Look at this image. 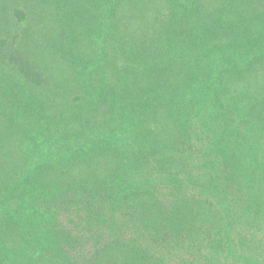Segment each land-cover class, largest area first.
Returning <instances> with one entry per match:
<instances>
[{
  "label": "trees",
  "instance_id": "trees-1",
  "mask_svg": "<svg viewBox=\"0 0 264 264\" xmlns=\"http://www.w3.org/2000/svg\"><path fill=\"white\" fill-rule=\"evenodd\" d=\"M110 8L103 30L83 34L91 54L68 52L76 75L67 112L25 137L32 161L0 165V264H83L87 246L92 264H160L147 241L206 244L193 264H261L244 250L246 230L264 223V0ZM235 15L247 35L221 28ZM121 28L157 37L125 44ZM17 83L0 78L18 95ZM166 180L167 202L157 190ZM64 197L76 207L73 228L59 226Z\"/></svg>",
  "mask_w": 264,
  "mask_h": 264
},
{
  "label": "rangeland",
  "instance_id": "rangeland-1",
  "mask_svg": "<svg viewBox=\"0 0 264 264\" xmlns=\"http://www.w3.org/2000/svg\"><path fill=\"white\" fill-rule=\"evenodd\" d=\"M112 2L114 0H0V78H13L14 82H18L19 90L17 95L0 84V165L5 166L12 160L17 163L21 160L25 163L32 161L36 146L33 144V148L28 150L25 137L33 127L44 128L46 117L67 112V105L74 94L72 85L76 75L73 66H70L68 52H72L74 48L82 59L87 58V53L91 54L90 42L84 43L83 34L103 30L99 20L111 15ZM257 6L258 2L254 4V8ZM134 13L136 14L131 11L132 15ZM118 18H121L120 14ZM139 19L133 18L134 21ZM123 23L128 22L125 19ZM220 24L226 30L243 27L241 31L248 34L246 27L240 25L241 20L237 15L234 19L235 25L231 24L229 27L226 19ZM124 29L117 30L116 34L124 38L125 44L139 43L145 46L149 40L153 41L157 37L144 28L135 31L132 38H128L129 32ZM78 35L81 37L77 40ZM102 36L103 31L99 38L94 36V51L101 43ZM109 46L114 48V45ZM78 67L82 73L83 68L80 65ZM79 76L81 77L80 74ZM27 115L30 117L26 119ZM157 190L166 202L171 200L167 180ZM1 192L7 193V187L0 185ZM64 199L60 203L62 207L58 214L59 226L73 228L72 219L79 221L76 207L69 206L71 199ZM77 207L82 208L79 205ZM246 231L250 246L246 247L244 253L249 255L251 252V257L254 256L255 260L264 264V223L260 229ZM143 244L151 250L155 255L154 259L160 264H193L199 259L202 260L206 254L201 257L200 254L207 250L204 243L200 248V243H196V246L184 248L183 251L170 246L167 250H161L149 241ZM94 252V246L84 249V255L80 258L83 264H92L89 260L95 256ZM233 259L226 261V264H244Z\"/></svg>",
  "mask_w": 264,
  "mask_h": 264
}]
</instances>
